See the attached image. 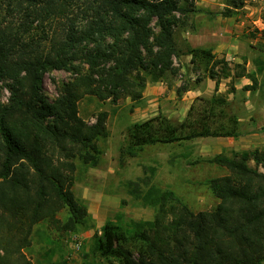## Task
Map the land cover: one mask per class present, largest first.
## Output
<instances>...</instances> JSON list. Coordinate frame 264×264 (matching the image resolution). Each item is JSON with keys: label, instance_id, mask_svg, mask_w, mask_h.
Listing matches in <instances>:
<instances>
[{"label": "trees", "instance_id": "trees-1", "mask_svg": "<svg viewBox=\"0 0 264 264\" xmlns=\"http://www.w3.org/2000/svg\"><path fill=\"white\" fill-rule=\"evenodd\" d=\"M28 1L33 9L27 15L34 16L21 27L0 22V84L10 81L7 103L0 86V264H33L24 250L38 224L76 231L90 218L87 204L75 195L74 173L77 160L100 163L98 140L109 134L108 113L89 123L79 113V101L87 94L115 103L124 97L138 101L148 81L176 76L181 50L175 29L199 11L196 0ZM74 6L80 17L68 13ZM38 19L59 24L47 29L44 22L43 36L25 39ZM185 53L193 70L217 85L229 77L250 78L247 89L258 83L245 61L231 67L212 47L187 45ZM64 68L75 76L49 100L45 75ZM191 89L181 85L177 95ZM240 122L232 100L216 90L210 97L197 96L181 120L159 112L129 124L119 159L124 163L147 146L237 137ZM201 161L229 170L205 181L219 198L216 207L194 211L173 190L150 185L149 179L145 189L132 181V193L154 207V218L107 220L94 234L92 250L120 264H264V149L217 153L191 163ZM62 208L66 220L58 217Z\"/></svg>", "mask_w": 264, "mask_h": 264}, {"label": "rangeland", "instance_id": "rangeland-1", "mask_svg": "<svg viewBox=\"0 0 264 264\" xmlns=\"http://www.w3.org/2000/svg\"><path fill=\"white\" fill-rule=\"evenodd\" d=\"M195 3L199 11L189 16L187 24L175 29V38L181 50L180 56L175 57V64L180 67L176 76L159 82L148 81L143 98L138 101L124 97L115 103L111 99L100 100L89 94L79 101V113L89 123L95 122L98 113H108L109 134L98 140L102 149L100 163L91 166L77 160L78 167L74 173L75 195L87 204L90 218L76 231L56 230L45 222L38 224L32 234V243L24 250L33 264L62 260L66 264H120L116 259L95 253L92 241L107 220L146 221L154 218V207L144 204L132 193L130 182L135 181L145 189L146 179H149L150 185L173 190L192 210H211L216 207L219 198L205 181L227 174L229 170L206 161L191 162L217 153L232 155L246 149H264V0H196ZM27 6L29 9H26ZM71 8L68 10L70 16L73 12L81 16L80 8ZM32 9L28 0H0V22L17 30L21 23L34 16V12L27 15ZM44 22L47 29L59 24V21L52 24ZM44 22L35 20L25 39L43 36ZM49 32L52 33V30ZM209 32L229 44L224 57L231 67L245 61L247 71L256 72L258 83L255 88H245L252 85L247 77L222 78L217 85L203 71L193 70L185 53L187 45H192L187 38L191 34H201L205 38ZM206 46L212 47L209 43ZM83 67L86 69L88 65L83 64ZM74 76L73 70L66 68L49 71L44 78V94L49 100L55 99L60 93V86ZM7 82L10 81L0 84L1 101L4 103L10 96ZM181 85L192 87L200 93L198 96L210 97L216 90L228 95L240 117V134L237 137H200L183 145L147 146L137 156L121 163L120 147L129 124L159 112L180 120L186 116L189 102L183 101V97L187 91L182 96L177 95V88ZM151 89L157 92L146 95ZM250 165L256 164L250 161ZM67 216L65 208L58 213L63 220ZM75 233L83 240L79 249L72 242Z\"/></svg>", "mask_w": 264, "mask_h": 264}, {"label": "crops", "instance_id": "crops-1", "mask_svg": "<svg viewBox=\"0 0 264 264\" xmlns=\"http://www.w3.org/2000/svg\"><path fill=\"white\" fill-rule=\"evenodd\" d=\"M201 34H195V35H190L187 40L189 42L192 43L191 46H206L208 43L209 45H211L213 47V51L215 53H219V55H223L224 56V52H225V48H227V46L229 44H227L226 42H221L218 35L217 34H214V33H211L209 32V35L208 36H205V38H203L204 35L200 36ZM206 44V45H205ZM229 54V53H227ZM222 57V56H221ZM188 58V61H189V64H190V59H191V56L188 55L187 56ZM153 87V86H152ZM155 89H151L149 90L146 95H148L150 92H155L154 91ZM157 92V91H156ZM155 92V93H156ZM200 93H198L196 90H188L184 97H183V101H187L189 102L188 104V109L190 107V105L193 103V101L195 100V98L199 95ZM191 96H193V98H191ZM188 99V100H187ZM188 112V110H187Z\"/></svg>", "mask_w": 264, "mask_h": 264}, {"label": "built area", "instance_id": "built-area-1", "mask_svg": "<svg viewBox=\"0 0 264 264\" xmlns=\"http://www.w3.org/2000/svg\"><path fill=\"white\" fill-rule=\"evenodd\" d=\"M72 242L77 249L81 248L83 245V240L76 233L72 235Z\"/></svg>", "mask_w": 264, "mask_h": 264}]
</instances>
